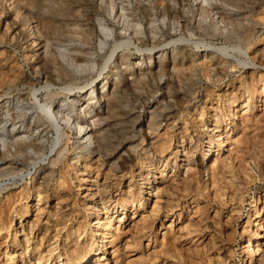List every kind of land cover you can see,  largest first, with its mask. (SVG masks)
Instances as JSON below:
<instances>
[{
    "label": "rangeland",
    "instance_id": "1",
    "mask_svg": "<svg viewBox=\"0 0 264 264\" xmlns=\"http://www.w3.org/2000/svg\"><path fill=\"white\" fill-rule=\"evenodd\" d=\"M260 263L264 0H0V264Z\"/></svg>",
    "mask_w": 264,
    "mask_h": 264
},
{
    "label": "bare ground",
    "instance_id": "2",
    "mask_svg": "<svg viewBox=\"0 0 264 264\" xmlns=\"http://www.w3.org/2000/svg\"><path fill=\"white\" fill-rule=\"evenodd\" d=\"M112 6V5H111ZM110 6V7H111ZM111 10H112V7H111ZM76 25V24H75ZM247 38V37H246ZM245 38V39H246ZM40 41V40H39ZM38 42V41H37ZM36 42V43H37ZM35 43V44H36ZM40 47H43V50H45L46 49V46H45V44H42ZM110 59V58H109ZM79 66H81V65H79ZM263 79V78H262ZM46 81V80H45ZM105 83L106 82H104V83H102V87H101V89H103L104 88V86H105ZM49 86V85H48ZM94 89V88H93ZM93 89H90V91H89V93H88V96H86V103L84 104V103H82L81 104V111H83L84 113H89V109H88V105H89V103H91L92 101H93V103L95 102V100L96 99H94L95 97H94V93H93ZM50 90V89H49ZM103 92V91H102ZM109 93V100H110V103L113 105L114 103H115V101L117 100L116 98H115V96H116V93L115 92H112V90L111 91H109L108 92ZM48 94V93H47ZM101 95V94H100ZM51 96V95H50ZM118 96V95H117ZM45 99V98H44ZM120 100V99H119ZM44 102V101H43ZM76 103H77V100H73V105H76ZM44 104V103H43ZM84 104V105H83ZM46 105V104H45ZM65 104L64 103H61L60 105H58V106H56V107H52V106H43L42 108L43 109H41L42 110V112H43V115L45 116V117H47L48 118V120L49 121H51V122H54V123H57L58 124V126H60V124H59V120H58V117L61 115V109L63 108V106H64ZM73 105L72 106H70V108L68 109V110H66V114L65 115H70L71 116V112H73ZM83 105V106H82ZM7 106V105H6ZM86 111V112H85ZM7 114V113H6ZM67 115V116H68ZM70 116H68V117H66L64 120L65 121H69L70 120ZM76 118H74L73 120H75V134L77 135V136H79L80 137V139H82L83 141H84V143H86V145L88 146L89 145V142H90V135H89V138L87 137V132H85L86 131V128H85V123H84V119H82V117L81 116H75ZM41 118V117H40ZM39 118H37L36 120H38ZM42 119V118H41ZM6 123V122H5ZM18 123V122H17ZM16 123V124H17ZM21 124V123H20ZM18 126H20V125H18ZM18 126H16L15 125V122H13L12 123V129H15L16 127H18ZM23 126H25V125H23ZM19 127L20 129H24L25 127ZM45 131V130H44ZM43 132V131H42ZM230 133V132H229ZM40 137V136H39ZM38 137V138H39ZM18 138V137H17ZM226 140L225 141H228V139H229V137L227 136L226 138H225ZM18 141H24V140H26V139H22L21 137L19 138V139H17ZM38 140V139H37ZM57 140V139H56ZM218 142V141H217ZM224 142V141H223ZM17 143L18 142H16L15 144H13L12 145V147L13 148H15L14 150L15 151H17V152H20L21 151V147L19 146V145H17ZM38 143H40V142H38ZM222 142H220L219 141V145L221 144ZM223 145V144H222ZM228 145V144H227ZM23 146V145H22ZM24 148H26V147H24ZM13 150V151H14ZM14 151V152H15ZM28 153V152H27ZM58 154H59V152H57V156H58ZM53 162H55V160H52V162H50V163H53ZM54 164V163H53ZM104 238H105V236H104ZM164 244V243H163ZM96 261V260H95ZM260 264H262V263H260Z\"/></svg>",
    "mask_w": 264,
    "mask_h": 264
}]
</instances>
